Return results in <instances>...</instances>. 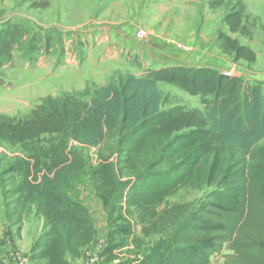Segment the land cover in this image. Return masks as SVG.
<instances>
[{"label": "trees", "instance_id": "1", "mask_svg": "<svg viewBox=\"0 0 264 264\" xmlns=\"http://www.w3.org/2000/svg\"><path fill=\"white\" fill-rule=\"evenodd\" d=\"M245 13L240 0L225 16L230 33L218 39L236 61L254 62L255 51L231 35L250 36ZM25 38L20 25L0 27V70ZM27 44L25 58L40 50L34 38ZM45 49H51L46 40ZM160 83L201 97L203 108L162 109ZM108 138L118 139L116 160L102 155L92 174L113 227L96 264H212L226 250L221 264H264V81L165 65L121 76L96 88L89 101L47 96L26 120L0 115V148L21 146L25 153L5 168L0 163V183L3 176L20 178L10 190L15 203L21 212L36 205L50 227L32 245V259L69 264L68 252L79 257L95 240L88 210L65 188L87 169L71 143L97 147ZM206 187L211 191L196 208L164 207L181 189ZM133 215L143 239L164 237L143 256L122 257Z\"/></svg>", "mask_w": 264, "mask_h": 264}, {"label": "rangeland", "instance_id": "2", "mask_svg": "<svg viewBox=\"0 0 264 264\" xmlns=\"http://www.w3.org/2000/svg\"><path fill=\"white\" fill-rule=\"evenodd\" d=\"M239 1L225 0L213 6L212 0H0V27L7 22L26 32L14 50L12 63L0 70V115L26 120L47 96L70 94L89 101L96 88L119 82L121 76H143L148 68L165 65L212 67L241 76L245 82L264 81V0H241L250 36L231 34L255 51L256 61H236L233 54L223 52L218 39L220 33H230L225 16ZM141 31L146 35L140 36ZM32 38L40 50L25 58L23 50ZM45 40L50 42L49 51ZM159 86L162 109L179 105L203 108L201 97L170 84ZM117 142L108 138L97 147L71 143L86 158L87 169L65 190L74 204L88 210L96 238L82 248L79 257L68 252L69 264L98 263L108 242L113 225L98 196L92 170L102 155L115 162ZM24 155L21 146H3L1 167ZM19 179L3 176L0 183V260L16 264L10 254L17 252L26 256L29 264H43L32 259L31 246L50 227L36 205L20 211L10 192ZM210 191L208 187L181 189L166 199L164 207L189 203L196 208ZM132 218L133 233L124 237L122 257L143 256L164 237L143 239L136 216ZM12 230H18V235ZM223 254L215 255L212 264H221Z\"/></svg>", "mask_w": 264, "mask_h": 264}, {"label": "built area", "instance_id": "3", "mask_svg": "<svg viewBox=\"0 0 264 264\" xmlns=\"http://www.w3.org/2000/svg\"><path fill=\"white\" fill-rule=\"evenodd\" d=\"M144 35H146V33H145V31H141L140 32V36H144ZM226 73H228V74H231V75H233L232 74V72H226ZM14 255H16V259L14 260L13 259V256ZM10 258L13 260V262H15L16 264H29L30 262H29V259L26 257V256H22V255H20L19 253H11L10 254ZM5 262L7 261V260H4ZM6 263H8V262H6Z\"/></svg>", "mask_w": 264, "mask_h": 264}, {"label": "crops", "instance_id": "4", "mask_svg": "<svg viewBox=\"0 0 264 264\" xmlns=\"http://www.w3.org/2000/svg\"><path fill=\"white\" fill-rule=\"evenodd\" d=\"M152 68H155V67H152ZM156 68H157V67H156ZM9 231H10V230H7V232H9ZM17 231H18V230H12L11 232H12V234H14V235H18V232H17ZM37 239H38V238H37ZM37 239H36V240H37ZM36 240H35V241H36ZM35 241H34V242H35ZM33 244H34V243H33ZM29 247H30V246H29ZM31 247H32V246H31ZM3 261H4V260H3ZM6 262H7V261H6ZM6 262L4 261V264H5Z\"/></svg>", "mask_w": 264, "mask_h": 264}]
</instances>
